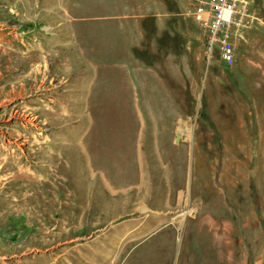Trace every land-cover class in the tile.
<instances>
[{
  "label": "rangeland",
  "instance_id": "374dc122",
  "mask_svg": "<svg viewBox=\"0 0 264 264\" xmlns=\"http://www.w3.org/2000/svg\"><path fill=\"white\" fill-rule=\"evenodd\" d=\"M249 2L227 68L200 55L194 0H0V133L36 163L0 170V264H264V0ZM28 167L40 211L13 188Z\"/></svg>",
  "mask_w": 264,
  "mask_h": 264
},
{
  "label": "built area",
  "instance_id": "2783aa9c",
  "mask_svg": "<svg viewBox=\"0 0 264 264\" xmlns=\"http://www.w3.org/2000/svg\"><path fill=\"white\" fill-rule=\"evenodd\" d=\"M250 9L249 0H194L191 15L205 62L227 68L235 64V37L251 16Z\"/></svg>",
  "mask_w": 264,
  "mask_h": 264
},
{
  "label": "bare ground",
  "instance_id": "6f19581e",
  "mask_svg": "<svg viewBox=\"0 0 264 264\" xmlns=\"http://www.w3.org/2000/svg\"><path fill=\"white\" fill-rule=\"evenodd\" d=\"M24 62V61H23ZM25 64V63H24ZM17 68V67H16ZM3 72V71H2ZM1 76V75H0ZM18 77V76H17ZM69 78V77H68ZM22 80V79H21ZM2 82L4 83L2 86H0V89H5L9 86V83L6 81V79L2 80ZM17 84V83H16ZM82 84V83H81ZM79 86V85H78ZM13 88H15L13 86ZM79 89V88H78ZM82 90V89H81ZM101 90V89H100ZM80 91V90H79ZM102 92V91H100ZM80 94V93H79ZM77 96V95H76ZM95 97V96H94ZM102 99V98H101ZM101 101V100H100ZM97 105V104H96ZM86 106V104H85ZM100 106V105H99ZM98 106V107H99ZM103 107V106H102ZM101 108V107H100ZM89 109V107H88ZM99 109V108H98ZM102 110H104L102 108ZM99 111V110H98ZM101 111V110H100ZM102 113V112H101ZM102 115V114H101ZM102 121V120H101ZM100 123V122H99ZM100 125V124H99ZM91 129V127H90ZM100 131V130H99ZM89 132V131H87ZM103 133V131H102ZM88 134V133H87ZM89 136V135H88ZM104 136V135H103ZM102 136V138H103ZM105 137V136H104ZM94 139V138H93ZM100 139V138H99ZM102 140V139H101ZM105 142V141H104ZM103 145V144H102ZM101 144H99L98 142L97 143H94L92 147V153L94 155H97L99 153V148H100ZM38 153V152H37ZM40 154V153H39ZM38 154V155H39ZM13 155V156H12ZM41 155V154H40ZM39 155V156H40ZM92 155V154H91ZM100 155V154H99ZM38 156V157H39ZM101 156V155H100ZM42 157V156H41ZM50 157L52 158V163H53V154H50ZM11 159H17L19 164L21 163V167L25 166V165H28V164H34V166H36L31 159H23V157L19 154V153H16V151H10V146L8 144L5 143V140H4V136L2 133H0V170H4L5 168H7L9 165H11L12 161H10ZM35 159V158H34ZM16 160V161H17ZM100 161V160H99ZM102 163V162H101ZM54 167H55V164H52ZM89 165V164H88ZM83 166V165H82ZM31 167V166H30ZM90 168V167H89ZM96 168V167H95ZM28 170L27 171H23V170H19L16 174V177L18 178V180L16 181V184L17 186L14 187L13 185V188H15V190L20 187V189H24L25 190V193L30 189V190H34V193L32 195H28L26 193V195L22 198V202H23V207L25 208H28V210H32L33 212L36 211L35 208L39 209L38 211H40V208H42V203L40 201V196H41V191L45 188L46 186V183L45 181H41V182H38L36 183L32 178H28L29 182L27 184H25L26 182L24 181L28 176L30 177H34L33 174H30L29 171L31 168H27ZM86 169V168H85ZM73 170V169H72ZM77 169L75 168V170H73V172L75 173ZM82 171L80 173L77 174V171H76V174L79 175H83L81 176L80 178L83 179L84 177V180H89V182H91V184H94L98 181L101 180V174L99 175L98 173L95 172V169L93 168L91 171L87 172H84L83 169H81ZM99 171V170H98ZM74 174V175H76ZM73 175V176H74ZM7 177V176H6ZM79 177V176H78ZM103 178V176H102ZM51 180L53 179L54 182L55 181V175L53 174L50 178ZM72 179V178H71ZM74 179V178H73ZM79 180V179H78ZM77 180V181H78ZM23 181L25 183H23ZM72 181V180H71ZM75 181V180H74ZM101 182V181H100ZM103 182V181H102ZM9 183V182H8ZM15 184V185H16ZM97 184V183H96ZM103 184V183H101ZM51 185V184H50ZM88 185V184H87ZM90 185V184H89ZM98 185V184H97ZM99 186V185H98ZM54 187V186H53ZM89 187V186H88ZM94 187V186H93ZM96 187V186H95ZM83 188V187H82ZM19 189V188H18ZM21 189V190H22ZM96 190H97V187H96ZM101 191V190H100ZM21 192V191H20ZM92 192V191H91ZM98 192V191H97ZM102 192V191H101ZM7 193V192H6ZM1 194V193H0ZM8 194V193H7ZM31 194V193H30ZM5 195V194H4ZM9 195V194H8ZM6 196V195H5ZM6 199V197H5ZM43 200V199H42ZM14 201V200H13ZM53 201V200H52ZM51 201V202H52ZM44 202V201H43ZM6 203V200H4L3 198L0 199V206L3 205L4 207L7 206L8 208V205L9 204H4ZM8 203V202H7ZM14 206V205H13ZM18 207V206H17ZM31 211V213H32ZM45 213V212H44ZM49 220V219H48ZM51 224V223H50Z\"/></svg>",
  "mask_w": 264,
  "mask_h": 264
}]
</instances>
